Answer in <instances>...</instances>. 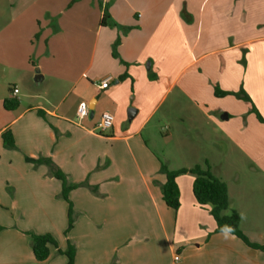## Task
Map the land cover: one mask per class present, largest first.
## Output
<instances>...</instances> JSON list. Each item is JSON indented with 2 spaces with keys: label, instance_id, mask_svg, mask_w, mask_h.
I'll use <instances>...</instances> for the list:
<instances>
[{
  "label": "crops",
  "instance_id": "0c3cea01",
  "mask_svg": "<svg viewBox=\"0 0 264 264\" xmlns=\"http://www.w3.org/2000/svg\"><path fill=\"white\" fill-rule=\"evenodd\" d=\"M102 3L105 25L98 0H0V264H66L69 244L73 264H264V250L214 232L193 196L192 173L176 178L177 210L166 206L160 169L207 161L227 184L241 230L264 244V123L251 110L264 118V0ZM81 44L89 64L79 71L72 61ZM97 58L103 69H91ZM46 78V88H28ZM11 86L19 105L7 110ZM215 87L249 100L217 96ZM80 101L94 106L78 121ZM103 111L114 121L99 133ZM7 128L14 147L3 143ZM159 129L173 145L170 156L149 146ZM53 168L74 185L68 230ZM31 232L56 240L44 261L33 255Z\"/></svg>",
  "mask_w": 264,
  "mask_h": 264
},
{
  "label": "trees",
  "instance_id": "16d2710c",
  "mask_svg": "<svg viewBox=\"0 0 264 264\" xmlns=\"http://www.w3.org/2000/svg\"><path fill=\"white\" fill-rule=\"evenodd\" d=\"M99 5L103 8V14L101 18V24L105 25L109 23V15L107 14L106 6L103 5L102 0H98ZM115 25V24H113ZM130 27H125V31ZM118 39L113 44V56H116V45ZM122 75L120 78H123ZM215 95L224 96L228 94H235L240 98L249 100V97L242 91L231 92L228 90H221L215 87ZM3 107L7 110H14L19 105V100L15 96L5 97L3 99ZM251 110L255 113L257 119L264 123V118L259 114L254 106ZM3 143L7 147H14V139L10 129H5L1 132ZM26 161L33 164L46 163L50 164L51 161L48 158H33L26 156ZM160 169L165 173V181L161 186L162 199L166 206L177 210L180 205V193L176 182L178 175L182 173L190 172L194 175L192 183V192L196 203L200 207H207L209 213L215 221L214 232H229L240 238L247 246L264 250V244L255 243L249 240L247 235L240 228V216L239 213L230 208L228 188L227 184L219 177L214 175L207 161L203 163H197L190 168L182 167L178 169H168L166 165L161 162ZM53 176L60 179L62 182L61 196L67 201V215L68 226L67 230L73 223V207L72 202L68 196L69 191L74 185L67 182L65 174L58 168H53ZM31 237V247L33 255L37 261H44L50 254V245H56L54 236L50 233H29ZM67 256L66 264H73L75 250L74 247L69 244L67 249L63 251Z\"/></svg>",
  "mask_w": 264,
  "mask_h": 264
},
{
  "label": "rangeland",
  "instance_id": "374dc122",
  "mask_svg": "<svg viewBox=\"0 0 264 264\" xmlns=\"http://www.w3.org/2000/svg\"><path fill=\"white\" fill-rule=\"evenodd\" d=\"M83 44V42H81ZM81 44V50H80V55L78 57H74L73 61H72V66L74 67V69H78L79 71H81L82 69H84L85 66H87L89 64V58L86 56L85 54V50H87V47L85 45L82 46ZM113 51V45L111 48V52ZM88 55V54H87ZM113 55V54H112ZM67 58L64 57V62L67 63ZM98 65L99 69H103L105 67V64H103L102 62H99L98 58L96 59L95 63L93 64L92 67L95 68ZM36 67H38L37 65H35L33 67V70L36 69ZM145 69H148V63L145 62L144 64ZM90 69V70H91ZM87 72V75H85V77H88V74L91 73V71ZM157 75V73H156ZM159 75V74H158ZM50 83L48 81V79L46 78L45 81L42 82H38L35 81L34 79H32V81L30 80L29 83L27 85H29L28 88H32V89H36V88H46V86H48ZM133 95V94H132ZM162 110V108H161ZM153 133V138L149 139V146L154 149L157 154L159 156L162 157V151H164L165 155H169L170 156V150L173 149V145L170 144V142H166L164 141L165 139H163L162 137H164L167 132H165V130L163 129H159L158 132H152ZM66 233V230H65ZM66 255V254H65ZM67 257V256H66Z\"/></svg>",
  "mask_w": 264,
  "mask_h": 264
},
{
  "label": "built area",
  "instance_id": "2783aa9c",
  "mask_svg": "<svg viewBox=\"0 0 264 264\" xmlns=\"http://www.w3.org/2000/svg\"><path fill=\"white\" fill-rule=\"evenodd\" d=\"M111 78L110 77H106L104 79H102L99 82V87L100 88H105L108 86V84L110 83ZM18 89L16 86H11V94L13 96L16 95ZM89 115V104L86 101H80L76 107V118L78 121L82 120L83 118L87 117ZM114 121V115L109 112V111H103L101 112L95 126L94 129L97 132H104L106 130H108L109 128H111L112 124ZM179 255L178 253H175L174 255V259L178 260Z\"/></svg>",
  "mask_w": 264,
  "mask_h": 264
},
{
  "label": "water",
  "instance_id": "95a60500",
  "mask_svg": "<svg viewBox=\"0 0 264 264\" xmlns=\"http://www.w3.org/2000/svg\"><path fill=\"white\" fill-rule=\"evenodd\" d=\"M36 70H38V68H36ZM39 77H41V74L37 73L35 75V79H37ZM93 106H94V101L89 103V114H90V116H92V114H93ZM135 113H136V108L135 107L130 106V107L127 108V117L129 119H131L135 115Z\"/></svg>",
  "mask_w": 264,
  "mask_h": 264
}]
</instances>
